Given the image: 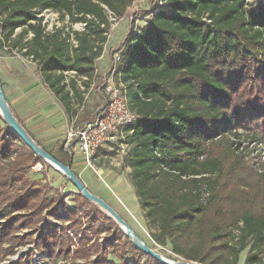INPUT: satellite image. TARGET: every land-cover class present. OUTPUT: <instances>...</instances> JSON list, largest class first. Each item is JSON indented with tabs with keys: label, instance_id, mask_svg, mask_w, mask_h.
I'll return each instance as SVG.
<instances>
[{
	"label": "trees",
	"instance_id": "obj_1",
	"mask_svg": "<svg viewBox=\"0 0 264 264\" xmlns=\"http://www.w3.org/2000/svg\"><path fill=\"white\" fill-rule=\"evenodd\" d=\"M133 2L0 0V53L24 49L73 115L74 102L82 101L76 78L82 87L91 84L109 15L121 18ZM44 10L84 27L72 37L46 32L37 16ZM145 15L117 49L115 80L136 114L123 128L124 162L147 226L156 231L151 238L197 264H238L244 250L243 264H264V183L255 186L240 173L249 167L233 147L239 142L230 140L242 129L264 142V0H160ZM66 71L74 74L67 79ZM11 112L40 147L70 167L68 154L40 144ZM0 119V259L30 241V234L18 233L28 228L37 229L34 242L54 262L133 264L124 259V243H89L87 234L109 230L115 221L79 192L71 205L51 198L47 184L29 174L35 162H46ZM47 212L68 225L45 221ZM43 220L48 232L37 227ZM110 249L118 263H109ZM142 256L145 262L134 264H161Z\"/></svg>",
	"mask_w": 264,
	"mask_h": 264
},
{
	"label": "rangeland",
	"instance_id": "obj_2",
	"mask_svg": "<svg viewBox=\"0 0 264 264\" xmlns=\"http://www.w3.org/2000/svg\"><path fill=\"white\" fill-rule=\"evenodd\" d=\"M160 0H134L132 5L127 9L125 14L118 19L110 18V28L107 34V49L102 60H95L96 72L89 87H82L81 79L76 78L77 84L80 87V95L82 101L74 102L73 117H78L84 120V116H92L96 108L102 101V95L99 91L102 84V73H107L112 60V54L121 46V43L131 27H137L143 24L145 14L154 6L159 5ZM54 11H40L37 16L41 18L42 24L45 26L46 32H59L63 35L67 33L70 37L73 36L72 32L75 30H82L84 25L81 22H70L67 16L61 17L59 13L56 15ZM54 15H53V14ZM18 29L16 32H19ZM28 34L26 38H30ZM74 44V41L72 40ZM24 49L13 48L11 52L0 53V81L1 87L5 98L8 102L10 109L22 121L24 126L32 134V136L42 145L51 148L54 151L66 154L64 150L66 127L69 123L62 128H57L61 121H56L54 124L49 125L40 121L41 117H37L36 103L45 101L51 104L50 109L55 110L59 107L54 95L48 90L41 80L40 73L36 67L33 58L30 55L23 54ZM103 62V64L101 63ZM68 79L73 74L65 73ZM28 85L23 89L19 88ZM31 87H34L31 89ZM103 92V91H102ZM49 100V101H48ZM53 104V105H52ZM91 112L90 115L88 113ZM56 114V113H54ZM79 120V119H77ZM1 121V119H0ZM81 121V120H79ZM240 136L230 137V140L239 142L235 143L233 147H237V152H241V156L245 161L244 165H248L249 171L240 172L246 180H253L255 186L264 183V142L257 143L250 137V131L239 129ZM230 136V135H229ZM222 145V143L220 144ZM129 149V143L126 141V132L123 129L118 132L113 141L105 144L95 153L92 159V165L87 166L83 159L77 157L73 163L74 168L77 169L75 173L82 181L87 183L88 187L92 188L91 193L98 194L105 202H107L132 228L146 244L153 248L156 252L160 253L163 257L171 260H180L181 258L174 255L167 244L161 245L153 241L152 235L156 232L154 228L147 226L143 211L138 203L134 189L129 182L130 168L124 162ZM237 152L234 151L236 154ZM74 153L73 155H75ZM72 155V152H71ZM68 156H70L68 154ZM72 158V157H71ZM73 160V159H72ZM46 162V161H45ZM71 168V167H70ZM31 178L40 180L42 183L47 184V193L51 198L58 197V202L63 201L66 205H71L72 199L76 196L75 187L67 180V178L52 167L49 163H44L43 168L39 172H29ZM85 185V184H84ZM93 193V194H94ZM263 204V200L259 199L255 203L258 208ZM98 207V206H97ZM99 208V207H98ZM100 209V208H99ZM102 210V209H100ZM103 211V210H102ZM104 212V211H103ZM105 213V212H104ZM45 221L54 222L60 227L68 225V221L64 219H56L47 213H43ZM83 221V220H82ZM116 223V222H115ZM45 222L39 223L37 227L41 232H48L45 228ZM84 225V224H82ZM37 229H23L19 234L28 233L31 235L30 241L16 245L12 253H8L0 259V264H66L64 260L59 259L54 262L46 253L41 251L40 247L34 238L36 237ZM84 232V231H82ZM69 237L73 241L74 231L68 230ZM91 242L99 243L101 245H114V243H124V259L132 262L133 264L140 260L141 263L145 262L142 253H132L127 247L125 240L131 245L129 239L124 235L120 226L116 223L115 227L100 232L91 237ZM111 240V241H109ZM75 244H71V250ZM132 246V245H131ZM246 250L241 252L238 264H243ZM94 258V255L91 256ZM70 259V257L68 258ZM109 263H118L119 258L114 254L112 249L108 255Z\"/></svg>",
	"mask_w": 264,
	"mask_h": 264
},
{
	"label": "built area",
	"instance_id": "obj_3",
	"mask_svg": "<svg viewBox=\"0 0 264 264\" xmlns=\"http://www.w3.org/2000/svg\"><path fill=\"white\" fill-rule=\"evenodd\" d=\"M44 11L50 12V10ZM53 13L56 15L55 12ZM110 18L115 20L109 15V20ZM119 61L120 50H116L112 54L108 72L102 75L101 89L99 88L102 101L93 115L80 125H71L66 130L64 150L70 157L78 153L87 166L92 165V159L98 149L113 141L116 134L136 118V114L127 104L124 84L115 80V68ZM68 72L74 74L73 71L65 73ZM42 168L43 162L37 161L31 165L30 171L39 172Z\"/></svg>",
	"mask_w": 264,
	"mask_h": 264
},
{
	"label": "water",
	"instance_id": "obj_4",
	"mask_svg": "<svg viewBox=\"0 0 264 264\" xmlns=\"http://www.w3.org/2000/svg\"><path fill=\"white\" fill-rule=\"evenodd\" d=\"M0 117L5 124L41 159L49 163L57 171L62 173L67 180L75 187L76 192L81 193L86 199L96 204L102 209L109 217H111L122 229L124 235L129 239L131 245L142 253L151 256L157 262L161 264H197L193 261H187L184 259L180 260H169L163 257L160 253L156 252L148 244H146L129 226V224L101 197L91 193L82 180L75 174V172L66 164L59 161L46 150L40 147L27 133L23 126L17 121L15 116L12 114L8 102L3 93L0 84Z\"/></svg>",
	"mask_w": 264,
	"mask_h": 264
},
{
	"label": "crops",
	"instance_id": "obj_5",
	"mask_svg": "<svg viewBox=\"0 0 264 264\" xmlns=\"http://www.w3.org/2000/svg\"><path fill=\"white\" fill-rule=\"evenodd\" d=\"M144 23V22H143ZM107 44H108V40L105 42L104 44V48H103V52L101 54V56L97 59V60H102L103 57H104V54L106 52V47H107ZM103 64V62H101ZM95 72H96V67H95ZM104 73H102L101 75H103ZM43 82V81H42ZM19 84V88L20 89H23L25 87H28L30 85H33L32 82L31 83H27L28 85H24L22 86L20 84L19 81H17L16 85ZM45 85V84H44ZM81 87V86H80ZM34 87H31V89H33ZM82 88V87H81ZM55 97V96H54ZM55 100L57 101L56 103H58L59 107H55V110H51L50 107H51V104L50 103H47L45 104L46 102L45 101H41L39 103H36V113H37V117H41L40 121H44V123H48L49 125L52 126V124L56 123V121H61V123L59 124V126H57V128H62L64 126V124L66 125L67 121L69 123L68 127H66V130L67 128H69L71 125H74V126H77V125H80L84 120L86 119H89L91 116H84V120L81 119V118H78V117H73V115H68L65 110L63 109V107L61 106V104L59 103V101L57 100V98L55 97ZM49 101V100H48ZM53 105V104H52ZM56 113V114H54ZM91 112L88 113V115H90ZM86 117V118H85ZM81 121H79V120ZM55 126V124H54ZM77 157L81 158L80 155L78 153H76L72 158H71V163H70V167L71 169L76 173L77 172V169L74 168L75 164L73 163V161H75L77 159ZM73 159V160H72ZM82 159V158H81ZM85 186H87V188L91 191L92 188L88 187L87 183H85V181H82ZM92 192V191H91ZM94 193V192H93ZM96 195V193H94ZM97 196H99L97 194Z\"/></svg>",
	"mask_w": 264,
	"mask_h": 264
},
{
	"label": "bare ground",
	"instance_id": "obj_6",
	"mask_svg": "<svg viewBox=\"0 0 264 264\" xmlns=\"http://www.w3.org/2000/svg\"><path fill=\"white\" fill-rule=\"evenodd\" d=\"M168 259V258H167ZM169 260H171V259H169Z\"/></svg>",
	"mask_w": 264,
	"mask_h": 264
}]
</instances>
